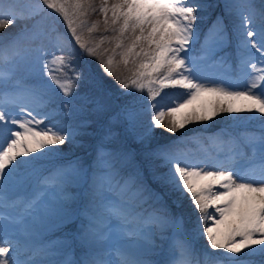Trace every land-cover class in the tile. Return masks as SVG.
Instances as JSON below:
<instances>
[{
	"label": "snow or ice",
	"instance_id": "snow-or-ice-1",
	"mask_svg": "<svg viewBox=\"0 0 264 264\" xmlns=\"http://www.w3.org/2000/svg\"><path fill=\"white\" fill-rule=\"evenodd\" d=\"M217 7L0 0V232L17 236L0 235V264H253L245 257L264 256V23L250 27V0L249 13L224 0L201 39L197 22ZM85 57L102 76L77 66ZM165 89L181 91L170 106L154 103ZM222 116L230 124L206 136L162 143L156 132L175 136ZM253 121L258 131L248 130ZM93 124L99 140L85 163L74 150ZM117 137L139 152L110 148ZM45 159L57 163L42 169Z\"/></svg>",
	"mask_w": 264,
	"mask_h": 264
},
{
	"label": "rangeland",
	"instance_id": "rangeland-1",
	"mask_svg": "<svg viewBox=\"0 0 264 264\" xmlns=\"http://www.w3.org/2000/svg\"><path fill=\"white\" fill-rule=\"evenodd\" d=\"M212 2L214 4H219L220 7H217L213 10H211V19H213L217 14H221L223 12V4H224V0H212ZM234 2L236 4H238L239 6H241V10L245 13H249L250 12V9L247 7V2H249V0H234ZM250 3L251 5L253 6V9L254 11L251 13L252 14V17H253V23L252 25H250V27H255V28H259L262 23H264V21H262V18H261V13L264 12V2H257L255 0H250ZM246 4V5H244ZM98 16H92L91 19H97ZM211 19L207 20L204 24H200V22L198 21L197 22V25L198 27L200 28V31H202L205 26H207L208 22L211 23ZM228 21L231 23L233 21H236L238 18L233 15L231 17H228L227 18ZM209 23V24H210ZM15 29H9L7 31H14ZM206 31V29H204V32ZM201 37H203V34L201 33ZM107 46V45H105ZM199 48V46H198ZM197 48V49H198ZM230 48L229 47L228 49H225L224 51L225 52H230L233 50V48H231V51H230ZM193 55H197L198 53L194 50ZM218 55H223V53H219ZM231 58V57H230ZM234 58V57H232ZM85 60L89 61L90 65H92L91 69L92 71L87 70L89 71H86V75L88 74H95V75H98V76H102V72H101V69L98 65V63L96 62V60L92 59L91 57H85ZM76 64L77 66L79 67H82V68H85V65L83 64V62L81 61H76ZM115 71H117L118 73H123L124 75H127V70L123 67V65H120L118 68L115 69ZM103 79L110 85H112L113 87V90H115L116 88V85H115V82H114V79L112 77H103ZM86 87V84H82L81 85V88L78 90L80 92L84 91ZM181 90L180 89H165L163 93H161V96L160 97H157V101H155L154 103H163L165 106H170L171 105V100L168 98L169 96H171L172 94L174 93H179ZM139 95V94H137ZM159 110V109H157ZM150 115L151 113L148 115V119H150ZM242 116L244 114H241ZM257 121H253L251 125L248 126V130L252 131V130H255V129H258L256 127L257 125ZM230 124V119L227 117V116H222V117H218L214 122H209L207 124H192V125H189L187 126L186 129L182 130L181 132H177L175 134V136H172L171 134L167 133V132H164L162 129H157L156 132L158 134V137L161 139V142L162 143H166V142H171L172 140L180 137L181 135H184V136H189V135H199V136H206V135H209L211 134L212 132H215V131H218L221 127H225L227 125ZM240 129L244 130L243 127L241 128H231L230 131H232L234 134H239L240 132ZM116 130L119 131V126L116 127ZM89 131H92L94 132V135L92 136H86V137H90V139L92 138L93 139V144H92V147L95 149V146H96V140H97V137H98V125L97 124H93L92 127L89 129ZM168 141H165V139H168ZM83 141H84V146L81 147V152H83V154L81 152H77L80 148L78 149H75L74 150V154L77 155V156H80L83 158V160L85 161V163H91L92 159L90 160V157L91 155H89L90 153L88 152V149L85 147V143H86V138L83 137L82 138ZM89 139V140H90ZM91 143V141H90ZM120 146H123L125 147L126 149L130 150V151H135V152H139V148L137 145H135L133 142L131 141H123L122 137H117V139L115 141H113L109 147L110 148H115V147H120ZM192 146H197L196 144H192L190 147L192 148ZM65 151L67 152V146H65ZM92 151V149H91ZM90 151V152H91ZM93 155L94 152H93ZM191 155V154H190ZM139 161V155H136L132 161L133 164L137 163ZM55 163H57V161L55 159H45V160H41L40 161V165L42 167V169H49L51 168ZM147 179L149 180V182H151L150 180V177H147ZM185 204H187V202H185ZM194 219V217H193ZM7 229L8 228H5L3 233L4 232H7ZM10 229H12L10 227ZM114 243H121L119 241H116ZM200 244H204L205 242L203 240H201L199 242ZM243 256V254H242ZM262 256L260 254H257L256 256H253V257H250V258H247L245 257V259H250V260H253V264L254 262L257 261V259ZM258 263V262H256Z\"/></svg>",
	"mask_w": 264,
	"mask_h": 264
}]
</instances>
